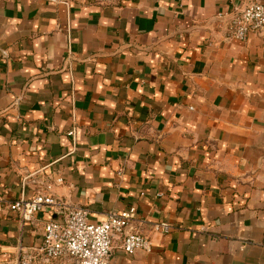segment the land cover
<instances>
[{
  "label": "crops",
  "instance_id": "obj_1",
  "mask_svg": "<svg viewBox=\"0 0 264 264\" xmlns=\"http://www.w3.org/2000/svg\"><path fill=\"white\" fill-rule=\"evenodd\" d=\"M249 1L0 0V264L55 217L9 203L57 175L91 222L135 208L151 251L108 264H264V40L219 18Z\"/></svg>",
  "mask_w": 264,
  "mask_h": 264
},
{
  "label": "built area",
  "instance_id": "obj_2",
  "mask_svg": "<svg viewBox=\"0 0 264 264\" xmlns=\"http://www.w3.org/2000/svg\"><path fill=\"white\" fill-rule=\"evenodd\" d=\"M226 25L227 39L247 40L250 34L264 40V2L251 0L242 5H233L226 13L219 14ZM68 135L73 136L71 129ZM38 183L33 177H26ZM26 181V182H27ZM29 181V182H30ZM61 175L51 181H39L32 197H20L9 203L23 221L33 222L40 212L55 213L43 224L41 244L23 247L11 264H108V255L115 237L126 254L137 250L151 251L150 238L132 226L135 208L109 211L98 222L88 219V210L72 204L52 192L54 184H61ZM153 229L168 233L172 226L166 221L153 223Z\"/></svg>",
  "mask_w": 264,
  "mask_h": 264
}]
</instances>
